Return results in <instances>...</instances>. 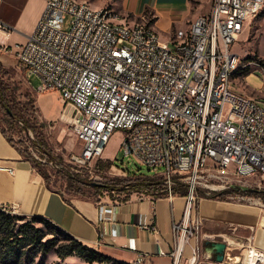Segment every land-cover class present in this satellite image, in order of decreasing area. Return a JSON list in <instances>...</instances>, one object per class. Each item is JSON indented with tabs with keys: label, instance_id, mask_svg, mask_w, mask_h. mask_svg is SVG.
Instances as JSON below:
<instances>
[{
	"label": "built area",
	"instance_id": "2783aa9c",
	"mask_svg": "<svg viewBox=\"0 0 264 264\" xmlns=\"http://www.w3.org/2000/svg\"><path fill=\"white\" fill-rule=\"evenodd\" d=\"M259 9L264 0H212L192 30H176L164 42L148 22L128 25L87 2L46 0L23 43L8 44L11 29L0 21V51L16 57L28 78L39 77L40 91L56 90L74 109L71 125L80 152L73 161H98L121 133L125 156L162 170L166 194L173 195L176 177L183 182L191 210L213 172L237 179L264 175V103L248 100L229 80V71L242 63L233 46ZM112 21L122 28L111 29ZM0 171L15 172L4 165ZM100 205L104 224L112 211ZM7 208L18 213L15 205ZM173 229L197 237V230L181 224ZM192 248L187 264H196L203 249ZM180 254L177 247L173 264Z\"/></svg>",
	"mask_w": 264,
	"mask_h": 264
},
{
	"label": "crops",
	"instance_id": "0c3cea01",
	"mask_svg": "<svg viewBox=\"0 0 264 264\" xmlns=\"http://www.w3.org/2000/svg\"><path fill=\"white\" fill-rule=\"evenodd\" d=\"M211 2L121 0V10L142 21L148 18V23L152 20L161 41L168 42L176 30H187L191 22L208 14L206 6L209 5L210 10ZM45 7L46 0L1 1L0 21L12 32L7 43L25 42L38 25ZM4 59L9 56L0 51V60ZM0 165L15 170L14 174L0 171V209L15 205L19 216L42 217L89 248L120 263L135 264L143 257V264H173L171 254L179 247L178 264H187L192 246L198 244L205 248L201 260L209 261L216 257L210 250L211 243L222 238H229L228 241L238 247L247 246V252L255 248L264 254V208L259 205L199 197L190 210L187 197L178 194H134L124 202L106 196L96 201L67 198L46 185L44 178L8 142L1 129ZM100 203L112 211V220L104 224ZM178 224L197 230V237L175 235L173 228ZM246 255L241 253L231 261L237 263L236 257L239 261L245 260Z\"/></svg>",
	"mask_w": 264,
	"mask_h": 264
},
{
	"label": "rangeland",
	"instance_id": "374dc122",
	"mask_svg": "<svg viewBox=\"0 0 264 264\" xmlns=\"http://www.w3.org/2000/svg\"><path fill=\"white\" fill-rule=\"evenodd\" d=\"M87 2L93 8H105L113 11L114 13L120 15V18L124 20L125 23L134 24L136 22H148V18L142 21L141 19H136L132 15L125 14L121 10V0H78ZM206 13L209 11V5L206 6ZM122 14V15H121ZM253 19H250L246 26V32L241 35L236 44L233 46V52L240 55L242 58L241 70L234 77V89L240 93L247 96L258 97L260 103H264V9L263 11ZM67 25L65 29H68ZM9 56V59L0 60V63L9 73L6 81L7 83L16 91L17 95L25 102V97H31L35 104V117L39 125L42 126L43 134L46 142H48L49 150L61 163L58 169L62 173H70L82 180H86L90 183L98 184H112L115 180L124 179L128 176L136 177H147L150 181H160V189L154 191L153 193H148L146 190H140L138 192H131V195L142 194V195H155L161 196L165 195V185L162 181L161 175L159 173L162 170L150 169L146 165L142 164L133 156H125L123 151L120 149L121 146V133L115 134V136L110 140L103 156L96 162L91 163L88 166H82L73 161L74 155L80 152V145L73 133V126L71 125L72 116L74 109H70L66 103L62 100L59 92L52 89H47L45 91H40L42 81L37 76L27 77L26 68H24L12 54L4 52ZM251 65V66H250ZM0 120L2 127L10 134V136L16 142H21L24 150H28L33 157L38 161L45 164L44 170L49 172L52 176L51 186L55 191L64 193L67 198L79 197L76 194L77 189L80 187L69 185V181L63 177L61 174H57V171L52 170V165L47 162V158L43 157L42 154L38 153L30 140L33 139V134L22 132L18 127L10 128L7 124L6 118L3 113L0 114ZM107 160L114 163V166L105 172L98 173L96 165L101 162H106ZM212 177L207 179L199 189V197L213 198L221 193L227 194L226 200L230 202H238L246 205H259L264 208V200H262L264 192V175H257L245 179H237L229 174L213 172ZM175 189H185L186 187L179 178H175ZM83 197L90 200H99L100 196L98 193L90 189H83ZM263 193V194H262ZM110 194L101 195V197H109ZM179 195V194H178ZM115 194V198H117ZM8 213V212H6ZM11 214V213H8ZM17 215L18 214H11ZM31 220L27 217L23 221L17 223V228L21 224L27 223ZM33 226L39 229L41 233L45 236L43 241L54 239L57 246L46 255L38 254L37 257L31 256L28 258L23 256L22 261L19 264H90L77 257L61 258L57 251V248L63 244H66L64 237L55 233L52 229L43 223L37 222ZM231 235V232H230ZM233 237V236H231ZM220 239L221 238H217ZM229 239V238H228ZM227 238H222L226 243V251L231 255L239 256L241 253L244 257L247 253L246 247H238L232 245ZM232 240V239H230ZM237 243L236 240H233ZM248 242V240H246ZM239 243V242H238ZM249 246V245H248ZM202 248L204 245L202 244ZM201 249V254L204 253ZM4 254L2 249L0 251V256ZM200 254V256H202ZM32 257V258H31ZM228 257L225 258L226 264H233ZM2 258H0L1 261ZM227 261V262H226ZM239 264H245L244 260L238 261ZM93 264H108L103 263H93ZM196 264H218L215 260L206 261L205 258L201 260L199 258Z\"/></svg>",
	"mask_w": 264,
	"mask_h": 264
},
{
	"label": "trees",
	"instance_id": "16d2710c",
	"mask_svg": "<svg viewBox=\"0 0 264 264\" xmlns=\"http://www.w3.org/2000/svg\"><path fill=\"white\" fill-rule=\"evenodd\" d=\"M149 23L151 24L152 20H150ZM8 74L9 73L0 63V114H4L10 128L16 126L26 134H33V139L30 140V142L32 143L34 149L38 153L42 154L43 157L48 159L47 162L52 165L51 169L54 170V172L56 170L57 174L63 175V177L69 181V185L72 188L73 186L80 187L76 191V194L79 197L86 195L84 194L83 189H90L95 191V193H98L100 198L101 195L110 194L109 197L111 199H117L120 202H124L130 199V191L138 192L143 189L148 193H153L154 191L157 192L158 189H160V181H150L147 177L133 178L128 176L124 179L115 180L112 184H98L87 182L86 180H82L73 174L62 173V171L57 170L61 163L58 162V159L53 155L51 150H49L48 142L45 140L42 126L36 121L35 111L37 108H35L33 99L31 97H25L26 101L24 102L21 97L17 95L16 91L7 83L6 78ZM0 129L8 142L20 153L22 157L31 163L39 175L44 178L46 185L53 190L54 188H52L50 183V178L52 176L49 175V172L44 170L45 164H42V162L33 157L28 150L25 151L21 142L14 141L10 134L2 127L1 120ZM113 166L114 163L107 160L102 164L101 162L98 163L96 168L98 173H101L109 171ZM55 192L61 193L57 190ZM115 194L118 195L117 198H115ZM173 194L186 196L187 187L186 190L175 189L173 190ZM62 196H64V193H62ZM226 197L227 194L221 193L212 199L226 201ZM262 200H264V194L262 196ZM26 218V216L8 214L0 209V251L2 249L4 253L0 256V258H2L0 264H19V262L22 261L23 256L28 258L30 257V254H32V257H37L38 254L46 255L53 249V247L57 246L54 239L43 241L45 236L39 229L33 226V224L37 222L45 224L55 233L64 237L65 241H67L66 244L57 248L59 256L63 259L68 257H77L90 264L103 262H107L108 264H125L101 255L97 251L66 234L54 226V224L50 221L42 217H30L31 220L29 222L21 224V226L17 228V223Z\"/></svg>",
	"mask_w": 264,
	"mask_h": 264
},
{
	"label": "bare ground",
	"instance_id": "6f19581e",
	"mask_svg": "<svg viewBox=\"0 0 264 264\" xmlns=\"http://www.w3.org/2000/svg\"><path fill=\"white\" fill-rule=\"evenodd\" d=\"M262 11H263V9H259V12H257V16ZM197 19L190 23V25L188 26L187 30H192V25L193 24H196ZM111 26H112L111 29H121L122 28L120 21H112L111 22ZM155 29L156 28L153 29L154 36H159ZM240 70H241V65L238 66V68H236V70H230L229 71V80H234L235 75L238 74V72ZM244 96L247 97L248 100H251V101H253L255 103H260V101H259L260 99L258 97H256V96L255 97H253V96H247V95H244ZM70 109H71V107H70ZM74 115H75V113H73V116ZM2 210L4 212H8V213H11V214H18L17 212H11V210L8 209V208L2 209ZM234 244H236V243H234ZM230 258H231V255H229V257L227 258L228 261L230 260ZM236 260L239 261V258L236 257ZM244 263L245 264H264V254H262L261 252H259L257 249L255 250V248L254 249H250V251L247 252V255H246V258L244 260ZM135 264H142V263H140V262L137 263L136 262Z\"/></svg>",
	"mask_w": 264,
	"mask_h": 264
},
{
	"label": "water",
	"instance_id": "95a60500",
	"mask_svg": "<svg viewBox=\"0 0 264 264\" xmlns=\"http://www.w3.org/2000/svg\"><path fill=\"white\" fill-rule=\"evenodd\" d=\"M210 242H207L209 244ZM226 243L224 242H212L210 250L216 256L214 258L215 262L218 264H222L226 258Z\"/></svg>",
	"mask_w": 264,
	"mask_h": 264
}]
</instances>
